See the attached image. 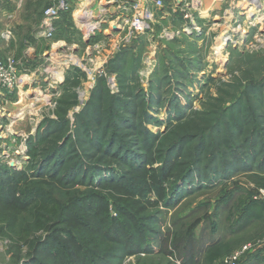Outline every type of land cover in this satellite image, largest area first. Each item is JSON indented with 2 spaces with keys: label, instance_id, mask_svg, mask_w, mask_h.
<instances>
[{
  "label": "rangeland",
  "instance_id": "1",
  "mask_svg": "<svg viewBox=\"0 0 264 264\" xmlns=\"http://www.w3.org/2000/svg\"><path fill=\"white\" fill-rule=\"evenodd\" d=\"M256 1L162 0L136 32L92 0L46 38L52 0H0V59L26 78L0 89V264H185L184 231L186 264H264Z\"/></svg>",
  "mask_w": 264,
  "mask_h": 264
},
{
  "label": "built area",
  "instance_id": "2",
  "mask_svg": "<svg viewBox=\"0 0 264 264\" xmlns=\"http://www.w3.org/2000/svg\"><path fill=\"white\" fill-rule=\"evenodd\" d=\"M92 0H52L44 9L41 26L43 36L50 38L55 31V21L63 14L77 11L81 13L83 7ZM116 2V0H110ZM121 6L130 12L128 18L129 28L133 31H140L149 26L153 16V7L162 6V0H121ZM82 15V14H78ZM9 34V32H6ZM26 82L25 74L18 69L12 57L0 59V89L11 93L13 90L23 87ZM257 198L264 200V188L257 191ZM237 255L225 259L226 264H236Z\"/></svg>",
  "mask_w": 264,
  "mask_h": 264
},
{
  "label": "trees",
  "instance_id": "3",
  "mask_svg": "<svg viewBox=\"0 0 264 264\" xmlns=\"http://www.w3.org/2000/svg\"><path fill=\"white\" fill-rule=\"evenodd\" d=\"M92 97L93 98L94 97L101 98V95L99 93H97V94H95V96H92ZM203 145H199L197 147V154H196V156L198 155V157H199L200 154L202 153V151L204 150L203 149ZM56 151L57 150H54V151L50 152L49 155H52ZM108 151H110V150H108ZM114 154H116V153H114ZM197 164H198V161L195 162L194 164H192L191 166H189L188 168H187V166H188L187 165L185 167V169L176 178H174V180L172 182L174 191H178L179 190V187L181 186V184H183V183L185 184L186 181H189L191 179V176H192V174L194 172V169H196ZM213 171L216 172V170H213ZM81 233H83V232H81ZM187 234H188V236L190 235L189 232L187 233L186 231H184L183 233H179V235H177L175 237V239L173 240L174 241V243H173L174 248L177 247V242H179V243H181L183 245V250H182L183 255L182 256L184 257V255H185V257L183 258V262L185 264L189 261V258L192 256V252H193V248H194L193 242L190 239H188V240H185L184 239V237H186L185 235H187ZM72 236L70 235V238H68V240H71ZM161 247H162V250H163L164 254L168 252V249L166 248L167 245H166V247L164 245H161ZM102 248H103V254H105L106 253L105 252L106 251L105 250L106 249V246L103 245ZM78 249H79V247H78ZM65 262L68 263V264H70L71 261L68 260V259H65Z\"/></svg>",
  "mask_w": 264,
  "mask_h": 264
},
{
  "label": "bare ground",
  "instance_id": "4",
  "mask_svg": "<svg viewBox=\"0 0 264 264\" xmlns=\"http://www.w3.org/2000/svg\"><path fill=\"white\" fill-rule=\"evenodd\" d=\"M215 1V0H214ZM252 3L254 4V6H257V1L256 0H252ZM259 6V5H258ZM88 15H89V13H88ZM93 26V25H92ZM92 26H91V24H88L87 25V27H88V29H92ZM218 45V44H217ZM220 48L219 47H217V50H219ZM60 71V70H59ZM59 73V72H58ZM58 73H53V74H55V75H57ZM22 92V93H21ZM20 92V95L21 96H23V94H25V91H21ZM21 98V97H20Z\"/></svg>",
  "mask_w": 264,
  "mask_h": 264
},
{
  "label": "crops",
  "instance_id": "5",
  "mask_svg": "<svg viewBox=\"0 0 264 264\" xmlns=\"http://www.w3.org/2000/svg\"><path fill=\"white\" fill-rule=\"evenodd\" d=\"M59 72V71H58ZM58 72H56V73H58Z\"/></svg>",
  "mask_w": 264,
  "mask_h": 264
}]
</instances>
